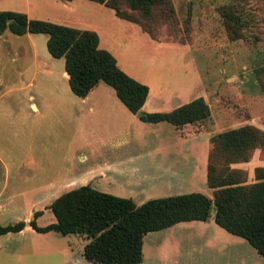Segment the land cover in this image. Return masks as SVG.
I'll return each instance as SVG.
<instances>
[{"label": "rangeland", "instance_id": "374dc122", "mask_svg": "<svg viewBox=\"0 0 264 264\" xmlns=\"http://www.w3.org/2000/svg\"><path fill=\"white\" fill-rule=\"evenodd\" d=\"M171 5L170 16L155 9L147 19L154 28V39L163 42L160 53H166L161 54L168 59L146 63L145 74L154 68L161 72L163 80L155 86V92L159 85L174 89L185 85L192 89L183 100L195 95L204 97L209 115L199 123V128L209 137L206 172L211 160L216 173L226 176L230 170H240L245 184L254 183L255 169L264 166V139L250 151L247 161L229 163L224 153L212 144V137L248 125L264 133V0H171ZM37 36L42 38V44L47 38L45 34ZM44 49L47 52L45 44ZM0 54V72L7 82V89L0 90V102L6 111L5 120L0 124L4 133L0 151L6 164L0 176V190L5 198L4 209H0V225L24 220L30 210L32 214L42 211L37 224L46 226L55 222L49 208L51 202L78 186L69 185L70 178L111 160L108 152H98L99 147L108 150L110 147L100 144V128L85 118L83 108L77 106L65 111L57 107L54 102L59 92L40 89L43 81L40 75L34 82L32 56L24 35L7 29L0 39ZM31 102H36L39 110H34ZM151 105L148 107H155ZM156 107L168 111L173 102L169 99ZM164 124L168 126L165 132L170 143L176 135L172 134L174 127ZM147 130L136 128L132 135L134 143L130 144L129 151L124 150L133 152L134 164L153 163L168 168L194 165L195 158L192 160L186 149L177 160L169 154H145L150 142ZM83 153L86 158L81 160ZM201 158L199 155L200 168L193 178L171 186H148L133 179L122 182L124 186L109 174L101 188L119 197H132L138 204L150 198L189 192H201L213 198V191L203 176ZM214 215L212 208L208 221H182L146 235L144 263L264 264V256L246 239L217 225ZM9 236L10 239L4 237L1 241L0 264H9L4 248L31 241L28 236L13 233ZM85 241L86 238L77 234L34 232V243L52 244L55 249L73 243L75 253L81 251ZM59 257L56 252L34 256V261L24 257L13 264H60Z\"/></svg>", "mask_w": 264, "mask_h": 264}, {"label": "trees", "instance_id": "16d2710c", "mask_svg": "<svg viewBox=\"0 0 264 264\" xmlns=\"http://www.w3.org/2000/svg\"><path fill=\"white\" fill-rule=\"evenodd\" d=\"M112 8L122 19L139 25L153 39L154 28L147 19L155 9L163 14L172 11L171 0H92ZM135 13H138L137 16ZM230 18H233L230 15ZM16 35L48 34L47 50L55 58L63 57L71 91L84 98L100 82L111 86L120 101L133 114L142 110L148 95L146 84L134 79L117 65L114 56L98 46V35L49 21L30 19L25 13L0 11V35L5 30ZM209 115L204 98L198 97L169 112H144L145 122L166 121L177 128L196 124ZM264 133L253 126H243L212 137L229 163L247 161L250 151L261 143ZM256 182L245 184L240 170L226 176L216 173L211 160L207 166L206 183L213 198L201 192H189L149 199L136 204L90 186H81L59 195L49 205L55 222L38 226L35 211L29 221L39 233L56 231L62 235L84 234L90 238L83 254L90 261L102 264H133L143 258V237L182 221H206L212 208L215 222L229 233L246 239L264 256V166L255 169ZM25 221L0 225V235L18 232Z\"/></svg>", "mask_w": 264, "mask_h": 264}, {"label": "crops", "instance_id": "0c3cea01", "mask_svg": "<svg viewBox=\"0 0 264 264\" xmlns=\"http://www.w3.org/2000/svg\"><path fill=\"white\" fill-rule=\"evenodd\" d=\"M0 11L21 12L25 13L30 19L44 20L80 30H91L96 32L98 35L99 48L109 51L116 59L119 68L125 73L148 86L149 91L142 106L143 111L169 112L198 98V96L195 95L183 100L182 98L184 95L192 89L191 86L186 88L183 87L185 85H179L175 89L168 87L167 85H159L157 86L159 87L158 91L155 92L153 89L163 80L160 75L161 72L157 68H154L149 74H145L143 68L146 63L155 60L156 62H158V60L161 62L168 59V57L162 56V54L165 55L166 53L161 52V54L159 51V47L163 42L153 39L136 23L118 17L112 8H109L102 3L92 0H0ZM4 32L0 35V39L3 37ZM39 34L45 33L27 32L23 34L30 47V53L32 56L30 65L34 70V82L36 81L37 76L40 75L43 80L39 85L40 89L47 91L48 93L54 92L55 90L59 92V95L54 102L57 107L61 106L65 111L72 110L73 107L77 106H79V109L83 108L82 110L86 112V114H84L85 118L94 121V123L100 128L98 132L100 144L110 147L109 150L99 147L98 152H108L111 160L94 169L80 172L78 175L70 178L68 181L69 185H78L75 188L90 186L94 189L105 192V190L101 188V185L104 184L103 181L109 177V174H111L110 177L121 183L133 179L148 186H171L177 182L180 183L181 181L191 179L196 175L200 168L199 155H202L201 168H203V176L206 179L207 172L205 158L208 153L209 137L207 134L200 132L196 124L186 125L182 128H177L171 124L174 127L172 134L173 136L174 134L176 135L174 138L172 136L174 141L168 143L165 132L168 126L164 124L168 122L160 121L157 123L148 122L144 124V122L139 121V117L128 110V108L117 97L115 90L105 82L100 81L84 98L76 96L69 86V77L65 71L64 58H55L48 52V50L46 52L44 44L47 48L48 34H45L47 35V38L43 40V44L42 38L37 36ZM151 74L156 76H150ZM20 75H22V73ZM31 78L33 79V77ZM29 84H31V81ZM1 89L4 91L7 89V82L2 78L0 72V90ZM199 97L204 98L203 96ZM29 98H33V95H30ZM169 99L173 102V107L170 110L160 111V109L156 107ZM151 104L155 107H151ZM149 105L151 106L148 107ZM4 106L5 105L0 102V124L5 120L4 115L6 111ZM30 106L34 110H39V106L36 102H31ZM136 128L140 131L142 129H148L146 132L148 133L147 136H150V142L148 143L145 154H169L172 156L173 160H177V158L182 155V150L186 149L188 153L187 155L192 160L195 158L194 165L191 164L184 168L182 165H175L168 168L153 163H148L142 166L134 164L135 156H133V152L129 153L124 150L126 149L129 151L130 144L134 143L132 135ZM3 138L4 133L1 131L0 127V141ZM1 153L2 152L0 151V176L2 166L6 165L1 157ZM85 158L86 154L83 153L81 160ZM122 185L125 186L123 183ZM127 198L138 204V202L132 197ZM4 200L5 198L3 199L0 190V209H4V205L2 204ZM8 203H11V199L8 200ZM32 218V211L29 210L24 220H20L25 221L26 223L22 230L0 235V249L3 248L1 245L2 239L4 237H6L5 240L10 239L11 236L9 235L12 233L20 236H28L31 240L28 243H22L18 246L4 248L6 261L9 262V264L22 261L24 257L28 259L32 258L34 261V256H49L56 252L60 256V264H102L90 261L84 257V246L90 240V238L84 234L70 233L86 238L81 251H78L77 253H75V245L73 243H68V245L63 246L60 249H55L52 244L34 243V232L46 235L54 231L45 233L35 231L29 224V221ZM209 218L206 221H208ZM151 232L154 231H150L144 235L143 245L145 236ZM133 264H145L144 255L139 263Z\"/></svg>", "mask_w": 264, "mask_h": 264}, {"label": "water", "instance_id": "95a60500", "mask_svg": "<svg viewBox=\"0 0 264 264\" xmlns=\"http://www.w3.org/2000/svg\"><path fill=\"white\" fill-rule=\"evenodd\" d=\"M142 113H143V110H139L138 112H137V114H136V116H140V115H142Z\"/></svg>", "mask_w": 264, "mask_h": 264}]
</instances>
